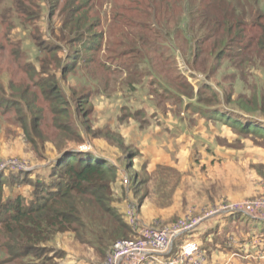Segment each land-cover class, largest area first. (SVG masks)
Segmentation results:
<instances>
[{
    "label": "rangeland",
    "instance_id": "obj_1",
    "mask_svg": "<svg viewBox=\"0 0 264 264\" xmlns=\"http://www.w3.org/2000/svg\"><path fill=\"white\" fill-rule=\"evenodd\" d=\"M14 1L0 0V161L28 170H1L2 198L28 203L60 151L91 153L115 167L111 205L129 225L104 252L58 233L37 263L100 264L115 241L137 237L130 210L139 229L201 217L171 255L195 240L208 264H264V219L204 217L222 201L264 198V134L241 127L264 125L255 46L264 41V0L211 1L213 26L193 13L209 0H84L74 16L92 26L82 37L65 22L69 0L54 8L55 0H24V13ZM226 27L238 45L221 40ZM5 250L0 234V264L30 261Z\"/></svg>",
    "mask_w": 264,
    "mask_h": 264
},
{
    "label": "trees",
    "instance_id": "obj_2",
    "mask_svg": "<svg viewBox=\"0 0 264 264\" xmlns=\"http://www.w3.org/2000/svg\"><path fill=\"white\" fill-rule=\"evenodd\" d=\"M27 1L34 2L36 0ZM42 1L45 2V0ZM58 1L55 0V3L49 8L56 7L55 4ZM209 1L205 10L193 11L194 18H200L203 26L208 23L209 26L211 24L213 26L214 23L219 25L220 19L214 15L212 7L216 5L213 4L214 2L220 5V2L225 0ZM84 3V0H69L68 12L65 15L66 23L72 27L81 28V31L74 30L75 35L81 37L84 35L83 32H88L92 26V23H85L81 21L80 17L74 16L75 13L82 10L80 7ZM253 3L255 4V1ZM15 4L17 12H25L24 0H16ZM231 8L233 10L234 7ZM232 27L235 28V26ZM208 31V36L215 33V29L212 27H209ZM221 31L223 32L221 40H226V43L232 41L236 45L239 44L234 35L231 37V33L235 30L231 32V28L226 27ZM77 36L75 37L78 38ZM234 43L230 49L235 48ZM50 46L55 51L62 48L58 43H52ZM255 46L262 52L264 59V48H260L264 47V41L257 38ZM222 52L225 53L224 50H221L219 56L222 55ZM218 58L220 57L215 59ZM49 89L53 90V97L58 99V103H62L61 92L53 85ZM241 127L248 131H261L264 134V125L250 123L241 125ZM24 171L18 173H25ZM0 173L4 172L0 171ZM1 174L0 234L5 242V251L10 258L17 260L27 258L30 261H25L24 264H38L37 259L41 257V251H45L43 244L52 241L58 233H71L78 242L104 252L115 239L123 238L129 232L128 223L111 205V185L117 179L115 167L107 163L106 160H101L95 154L77 152L72 149L60 151L56 161L50 167L49 181L35 180L34 192L28 203H25L21 196L2 198ZM20 180H24V178ZM91 213L96 217H104L105 220L96 218L97 222H93L90 220L92 217L88 218ZM43 263L44 261H41V264Z\"/></svg>",
    "mask_w": 264,
    "mask_h": 264
},
{
    "label": "built area",
    "instance_id": "obj_3",
    "mask_svg": "<svg viewBox=\"0 0 264 264\" xmlns=\"http://www.w3.org/2000/svg\"><path fill=\"white\" fill-rule=\"evenodd\" d=\"M28 170L27 165L17 160L0 161L1 170ZM204 217L215 214L244 213L252 218L264 219V198L251 200L222 201L206 211ZM127 221L135 229V239L115 241L100 264H208L204 252L195 240L183 242L173 255L174 240L187 232L195 230L201 217L181 218L175 223L161 228L135 227L133 211H126ZM203 217V218H204ZM171 256L165 258L164 256Z\"/></svg>",
    "mask_w": 264,
    "mask_h": 264
},
{
    "label": "crops",
    "instance_id": "obj_4",
    "mask_svg": "<svg viewBox=\"0 0 264 264\" xmlns=\"http://www.w3.org/2000/svg\"><path fill=\"white\" fill-rule=\"evenodd\" d=\"M210 264V263H209Z\"/></svg>",
    "mask_w": 264,
    "mask_h": 264
}]
</instances>
